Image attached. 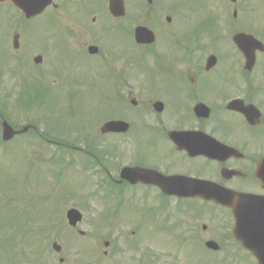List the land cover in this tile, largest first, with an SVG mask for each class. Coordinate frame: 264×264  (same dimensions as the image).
Here are the masks:
<instances>
[{
  "label": "flooded vegetation",
  "instance_id": "flooded-vegetation-1",
  "mask_svg": "<svg viewBox=\"0 0 264 264\" xmlns=\"http://www.w3.org/2000/svg\"><path fill=\"white\" fill-rule=\"evenodd\" d=\"M180 1L46 0L48 7L30 20L12 4H3L0 10L7 12H0V43L11 46L1 52L10 79L15 78L9 83L12 94L38 76L31 89H40L34 101L54 112L40 118H91L89 107L102 100L113 111L104 117L107 122L128 124L101 139L84 133L82 149H74L93 161L103 191L113 184L114 195L139 202L133 234L139 235L143 257L156 260L151 244L161 234L168 248L199 246L206 254L203 264H217L220 257L208 242L221 250L242 248L229 206L248 217L252 228L264 216V50L256 52L250 68L234 43L237 35L247 34L264 46V0ZM122 7L126 13L120 17ZM44 19L58 24L61 35L32 34V24ZM138 26L154 33L153 44L136 43ZM36 57L41 65L34 64ZM211 58L215 64L208 66ZM51 74L57 78L49 81ZM158 104L163 107L159 112ZM126 167L199 184L202 193L185 197L180 194L189 186L168 193L155 183H119ZM250 233L252 246H264V233ZM143 245L149 254H143Z\"/></svg>",
  "mask_w": 264,
  "mask_h": 264
},
{
  "label": "rangeland",
  "instance_id": "rangeland-1",
  "mask_svg": "<svg viewBox=\"0 0 264 264\" xmlns=\"http://www.w3.org/2000/svg\"><path fill=\"white\" fill-rule=\"evenodd\" d=\"M197 12L203 14L202 11ZM142 19L145 25H149L150 21H145L144 17ZM32 25L36 27L32 31L34 35L42 37L47 31H52L54 36L61 35L59 25L48 19L35 21ZM215 33L218 37L222 35L220 28ZM4 57V66L0 68V72L4 69V74L0 77L2 83L0 108L10 117L11 122L16 121L22 125L34 122L42 133L48 132L52 137L69 138L76 136L78 130L84 132L87 130L88 133L98 136L95 139H101L99 130L104 123V117L113 114L108 105L102 100L94 101L89 107L91 118H40L53 112V108L50 106L49 110L46 105H41L39 102L33 107H21L16 97L14 100L7 98V87L14 77L9 78L10 66L6 54ZM31 65L34 66L33 63ZM35 77L38 78L37 75ZM48 78L50 81L57 76L51 74ZM97 81L103 82V80ZM46 109L47 113H45ZM252 141L253 139H250V146L255 145ZM0 142H2L1 130ZM259 146H261L260 141ZM58 151L56 147L44 145L34 134L16 138L0 146V264H60L61 256L65 257L64 264H137L138 261L133 259L134 256L138 257L137 247L135 245L131 248V246L136 243L137 235L136 233L133 235L132 232L139 224L134 223L138 216L139 205H137L138 210L136 207L133 210H124L122 215L120 213L117 216L112 211L118 203L111 202L108 209L110 212L108 228L116 225L113 230L118 229V231L110 233L106 225L105 228L98 226L102 223L100 215L104 214L103 206L98 200H94L89 202V210L86 203L80 204L77 197L83 182L86 181L85 174L78 165L80 157L74 154L73 157L60 156L59 160L57 156L59 161L52 163L50 159L54 158ZM30 160H34L35 166L28 165ZM72 160L75 164L66 166V163ZM63 166L65 167L62 169ZM61 169L62 172H58ZM48 197L49 199L46 200ZM71 208L80 210L84 215V220L78 229L86 233L85 238L78 236L67 224L66 213ZM122 209L123 207L117 205L114 213ZM199 224L192 223V226ZM26 232H28L27 239L25 237L21 239L20 237ZM157 238L159 241L164 239L161 234ZM105 241L111 243L108 249L104 248ZM156 241L154 238L151 244L152 250L159 256L157 262L155 261L156 264H168V262L176 264V260L178 264H203L206 258L205 252L199 246H194L189 249L186 247L176 249L171 253L176 259L171 261V258L165 256L166 251H163L165 249ZM54 242L62 246V255L53 252L51 246ZM86 245L89 247L87 248ZM146 246L142 247L146 250ZM90 247L93 250L92 254L91 250L88 253ZM105 251L109 254L105 256L106 258L102 255ZM224 256H229L230 259L224 260L222 264H233L234 261L237 262L240 254L234 248L223 252L221 260ZM246 263L237 262V264Z\"/></svg>",
  "mask_w": 264,
  "mask_h": 264
},
{
  "label": "water",
  "instance_id": "water-1",
  "mask_svg": "<svg viewBox=\"0 0 264 264\" xmlns=\"http://www.w3.org/2000/svg\"><path fill=\"white\" fill-rule=\"evenodd\" d=\"M0 1H5V0H0ZM21 9L26 13H33L34 9H26L25 7L21 6ZM136 38H137V42L141 43V44H150L153 43L154 41V35L146 28H138L136 30ZM246 40V37L240 36L239 38L236 39L238 44H242L244 41ZM39 60H37L38 62ZM29 130V127L24 128L22 131L20 132H16L9 124L7 121H3L2 123V139L4 142H8L11 141L17 134H23V133H27ZM120 129L118 128V126L115 125V123L113 124H107L103 127L102 132L106 133L108 131H119ZM138 170H128L125 172L124 177L126 179H128L131 183L135 184L137 183V174ZM68 220L70 222L71 226H76L78 222H80L82 220L81 215L77 212V211H70L68 214ZM54 250L57 252L61 251V248L57 245L54 244L53 246Z\"/></svg>",
  "mask_w": 264,
  "mask_h": 264
},
{
  "label": "trees",
  "instance_id": "trees-1",
  "mask_svg": "<svg viewBox=\"0 0 264 264\" xmlns=\"http://www.w3.org/2000/svg\"><path fill=\"white\" fill-rule=\"evenodd\" d=\"M45 136H47V134Z\"/></svg>",
  "mask_w": 264,
  "mask_h": 264
}]
</instances>
